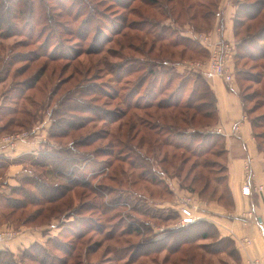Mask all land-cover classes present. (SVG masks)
I'll list each match as a JSON object with an SVG mask.
<instances>
[{
	"label": "rangeland",
	"instance_id": "rangeland-1",
	"mask_svg": "<svg viewBox=\"0 0 264 264\" xmlns=\"http://www.w3.org/2000/svg\"><path fill=\"white\" fill-rule=\"evenodd\" d=\"M44 1H48L52 6L55 20L56 22L58 21L60 26H62L63 31L64 29H70L75 32V35L69 36L62 31V35H60L58 38H63L64 44L57 43L56 40L53 39V33H49L50 30L48 29L52 28L50 23H48L49 27H46L44 23H41V21H44L42 19L43 10L40 8L42 5L41 0H0V70L3 69V73L1 75L5 74V63L13 60L11 61V65L9 67V71H11V77L5 83L0 85V113L4 111L6 104H10L14 108L20 107V109H23L24 107L26 111L30 112V114L33 116V118H31L27 117L26 115L15 114L12 117L8 116L3 118V121L0 122V124H5L10 118H20L19 120L24 119L25 123L31 121V124H29L27 127L32 126L31 129L34 127H39L41 133L44 132L43 137L45 140L41 146L48 148L50 147L47 146L48 144L53 145L55 148H64L67 147L66 145L71 143L72 140H80L82 138L89 141V139H92L93 142L89 143L88 147L79 149L82 152L92 153L90 154L92 156L89 158L90 162L94 160L99 162H102V160H109V162H111L112 166H110V169H105V172L93 181L95 186L100 184L106 189L104 190L105 195L103 199L95 198L94 195L82 188H78L74 193L72 192L68 195L69 200L67 199L66 204L69 202L75 206L76 204H80L82 200H93L96 204L100 205L101 208L102 204L107 208V210L100 209L93 213H91V211H84L81 213L82 216L94 218L93 220L95 223H98V220H100V224H102L106 230L103 235H99L98 233L94 232L95 230L91 231L90 233L88 232L86 238H84V240L87 241V244L93 247L99 244H102V246L95 254L88 256V258H84L83 256L85 251L81 252L83 255L80 257L81 261L78 260V264H152L151 261L153 259H158L159 262H162L167 256V252L165 251L159 254H152L147 257H140L136 262L129 263L127 254L120 257V255H122L121 250L127 248L129 245L138 244L145 238H153L155 235L156 236L154 239L164 237L170 231L180 227L177 222L178 220L164 221V219L159 217L164 218V216L168 215L174 216V207H176L179 202H181V199L185 195L186 197L191 198L192 202L197 205L199 213L202 210V207H204V204H217V202L212 201H217L218 196L224 191L225 183L222 181L221 185L219 186L212 184L211 188H209V190L206 191L201 198L196 195H189L186 190L180 188L191 186V180L194 176L193 174L190 181L185 179V173L181 174V176L177 179H174L176 176L171 177L170 175L169 178L171 180L165 175H158V177H161L165 183L164 186L158 185L157 183L151 184L148 177L145 178V176H143L142 178V176L139 175L141 169H133L130 163L138 157L136 154L140 153V146L138 145L139 138H137L135 141L130 143L128 148L121 149L123 145H128L127 142L124 144L121 143V141L124 142L128 138L127 131L129 129L127 126V121L131 116L133 117V122L137 124L136 129L131 132L130 135L135 136L136 131H139L143 125L152 120L150 119L147 112L154 113V110L131 111L122 121L117 120V114L119 113V110H122L123 112L126 110L125 106L122 104V98L129 94V90H132L133 85L136 84L138 76L143 74L142 72H139L138 74H134L132 76L123 75L124 72L120 71V69H117L118 66L121 67L125 65V62L121 61L119 56H123L125 59L128 58L129 60L136 59L140 63H147L145 59L151 61L155 60L158 61L159 65L163 61L171 58L172 55H175V59L180 60V53L184 48V43H187V41H181V43H179L177 38H181V35H184L186 31L190 32L189 34H192L190 26L188 25L190 16L195 13L200 14V12H204L199 6L202 2H206L207 0H185V4H183V6L186 7L190 4L195 6V8L191 11H188L187 8L182 9V3L178 4L177 2H174L168 5L165 4L166 0H156L157 4L153 5V0H139L131 6V10L138 11V13H131L130 9L126 10L124 7L115 4V2L112 0H94L93 3L96 5V10L94 13H90L88 15H82L85 10H81L82 13L80 15L78 10L84 7L78 5V3L73 7L70 4V0ZM211 1L213 0H208L207 2ZM161 6L163 9L160 8ZM88 16L93 18L94 22L92 24L90 22H84ZM122 18L125 20H118ZM145 20H150L151 22L160 24L159 28L156 27L152 32H150L151 29L148 31L149 28L147 27H144L143 29L135 27L134 30L126 28L121 35L114 34L113 32L118 28V24L121 25L122 23L127 24L130 22H143ZM196 21L199 23L200 18ZM195 22L193 24L197 25ZM164 23L167 24V26H170L172 31L163 33L160 30V26ZM88 31L89 33L85 37ZM125 33L128 34L126 38L123 37V34ZM199 34L208 35L210 32H195L193 36ZM160 35L162 38H164L163 40H159L158 36ZM189 36L191 37V35ZM175 41L176 43L173 44ZM129 43L133 44L138 51L135 52V50L129 49ZM59 44L64 46L61 47ZM175 44H178V47H173ZM101 47L105 50L103 54L87 55L88 52H95L100 50ZM152 47H155V49L153 52H150ZM76 51L80 53L83 52L84 54H82L75 61H51L50 59H46L44 57L45 54H49V56L54 57L58 56L59 54H67L68 58L73 59ZM38 55L42 56L43 58H41L38 62H32L34 59L30 58H35ZM204 57V54L189 52L187 56L180 62L183 64V62H196L208 59ZM102 62L109 64L108 68H110L112 71H109V69L106 68ZM236 64L239 65V69L244 70L243 72H246L249 76H257L256 80H258L259 72L262 71V65L264 64V61L254 63L250 62L249 60H242L240 62H236ZM43 65L48 68L46 75L40 84L37 85L36 89L26 93V96L32 97L31 102H35L36 105H29V103L22 98L18 100L19 104L17 103V105H13L10 100L5 102L3 94H5V92L13 84H19V82H23L27 79L32 80V76L34 77L35 75H38ZM167 67L168 66H164L158 69V72L149 78L152 81L154 79L157 80V82H155L156 89L157 92H160V94L162 93L159 96L161 99L170 95L172 90L176 89L178 86L183 87L182 84L184 85L185 89V85H187L191 77H195L194 72H182L179 71V69L169 72L168 76L164 75L163 72H168L165 71V68ZM52 72L54 75H51ZM251 72L253 75H251ZM112 74H114L116 77H114ZM117 78L118 81L116 82L115 80ZM167 78H173L174 83L169 87V89L162 90L165 88L164 84L166 83ZM60 80H63L65 83L61 86V89L57 92V94L48 100L50 93L55 89ZM237 82L242 94L248 98L246 106L251 112V118H255L258 115L264 114V94H254V91L256 90L264 91L262 89V84L257 85L254 82L251 83L246 79L244 80V78L239 79L238 76H236L235 83ZM90 88H96L98 91L97 95H90V97L87 95L85 96V92H89ZM142 89L143 90L141 94H147L148 91H150L147 85H145ZM119 94L120 96L118 98L117 96ZM148 97L149 96H145V99L149 100ZM55 108H58L59 111L54 112ZM75 109H78V111H75ZM69 112L74 113L71 114ZM159 114L161 113L159 112ZM52 120L57 124L55 128H52L55 132H60L59 125H61L64 130L70 131L68 136L62 138L59 137L60 139L56 140L58 143L51 139L50 128ZM112 120H116L118 123H116V121L113 123L114 121ZM140 121H142L143 124H140ZM69 122L72 124V127H76L77 125L83 126V128L76 132L74 130L71 131L70 127H67L66 125ZM210 122L211 121H207V124H210ZM203 123L205 122L200 124L199 120H197L194 126H199L201 128L203 127ZM121 124L124 125L122 126ZM258 126L259 127L255 129V132L256 134H261L264 132V124L261 123V125ZM27 127L25 129H19V127L13 125L9 128L7 133L2 135L19 133L24 130H31L27 129ZM258 140L261 142V139ZM96 150H102V153H98ZM168 151L171 152V148H169ZM109 152H111V156L108 155ZM173 152L175 154H181V152L176 151L175 149H173ZM144 154L145 156H148L145 152ZM82 156L78 155V160H80V157ZM148 157L150 158H147L149 160H146L145 163L140 161V163H143V167L147 168V171L145 170V174L151 177L150 174L154 172L155 168H157L159 171H162L163 166L161 164L159 165L158 163L161 160V157L156 159L157 161L152 158L150 154ZM209 159L216 160L219 163L223 162V159L218 157L209 156ZM195 160V157H191L189 164ZM3 161L7 162L9 160L6 159ZM170 161H173L171 157ZM180 162V158H177L172 163L175 164V167H178ZM12 165H20L22 168H24V166H27L28 163L26 159L21 161L14 160V162L11 164L9 163L6 167H4L6 169L0 168V195L10 194L8 189L10 186L8 184L10 179V177H8V172L13 170ZM165 166L170 168V165L168 164H165ZM28 167L29 168L27 172H29L30 169L29 165ZM55 167L57 170H61L62 173L66 175L68 174L69 170L66 166L61 167L60 165H55ZM169 170L172 172L173 169L170 168ZM19 174L17 175V178L22 177L23 175ZM89 174L90 172L88 169V180ZM78 175L81 176V173H78ZM218 176L222 177L223 174L218 172ZM139 177H141V179ZM78 179L81 181L84 179V177H80ZM59 181L62 182L63 179H59ZM63 182L65 183V181ZM19 184V186H25L26 188L31 189V187L24 185L21 179H19ZM192 186L196 192H200L203 184L201 182H196ZM214 188H217L218 191V194L216 195L213 194ZM129 190L134 192V194H131L130 196V192H128ZM83 192L86 193L83 194ZM140 196L142 197V200L139 198ZM82 197L84 199H82ZM118 198H121V203L129 202L130 208H122V206H118V203H116ZM230 199V195L225 193L223 196V201L222 203L220 202V205L229 206L228 204L230 203ZM3 205H5V203H0V206L3 207L0 209V229L1 227H5L7 225L16 231L17 229L18 231L21 229V232H23L26 228H22L20 219L26 218L29 213L35 210L36 207H28L27 210H19L15 215L12 216L9 215L10 210L8 208H4ZM134 206L139 208L141 211L147 210L148 216H145L139 212L137 213L133 211V209L131 210V207L133 208ZM226 209L229 210L230 207H226ZM155 212L157 213V217L153 219L150 216H152V214ZM63 216L68 215L63 214ZM51 218L48 220L44 218L38 220L36 224L37 226H41L38 228H41L40 230H44ZM72 220L73 219L71 218V221ZM138 222H141L140 224H144L146 227L141 237L136 236V234H126L119 237V234L126 232L125 230L128 229V227H137ZM53 223L58 224L57 227L59 230H54L52 233L54 235L46 234V237L43 241H36L37 245L43 244V246H45L48 239L54 236H56V239L58 238L60 245L68 244L69 242L74 244V240L69 239V236H60L61 238L58 237L60 235L59 233L62 231V228H60L62 223L60 221L51 220L49 224ZM63 224L68 225L69 223ZM115 226L117 227L116 230H118L115 239L103 242L106 232H109V230ZM147 227L152 230V232L148 235H146ZM64 233L67 234V230H65ZM196 233L197 231L192 235L194 236ZM212 242V240L204 241V243L207 244ZM32 244L33 243L31 241L29 246ZM188 247L189 246L187 245L182 246L181 248L183 252L173 254L171 261L168 264H174V262H177V264H183V262L179 259L185 255L184 250H186ZM48 248L52 254L63 256V254L57 251L53 245L48 246ZM82 249L84 250V248ZM77 252L78 251H76V253ZM189 254L192 255L191 253ZM223 258L224 257L222 256V259ZM192 259H194L192 260V264H201L200 258H198L196 261L195 258ZM206 261L207 264H219L218 258L215 257H207ZM70 264H72V262Z\"/></svg>",
	"mask_w": 264,
	"mask_h": 264
},
{
	"label": "trees",
	"instance_id": "trees-1",
	"mask_svg": "<svg viewBox=\"0 0 264 264\" xmlns=\"http://www.w3.org/2000/svg\"><path fill=\"white\" fill-rule=\"evenodd\" d=\"M70 4L74 7L77 3L78 5L83 6L84 8H81L78 10V13L81 15V10H85L82 15H88L90 13L95 12L96 5L93 3L94 0H70ZM115 2V4H118L119 6L124 7L126 10H131V6L138 2L139 0H112ZM151 1V0H150ZM208 1V0H207ZM202 2L200 4V8L203 9L204 12H200V14L195 13L190 16V21L188 25L190 26V30L192 34H189L190 32L186 31L184 35H181V38H177L178 42L181 43V41H187V43H184L183 50L180 53V60L175 59V55H172L171 58L163 61L162 63H158V61H151L148 59H145L147 63H140L136 59L129 60L128 58H124L123 56H119L121 61L125 62L124 66H118V70L124 72L123 75L125 76H132L134 74H138L139 72H142L143 74H140L138 76V79L136 81V84L133 85L132 90H129V94L122 98V104L125 106L123 112L122 110H119V113L117 114V120L122 121L131 111L135 110H154L153 112H147L150 119H152L147 124L143 125V127L136 131L135 136H130L131 132H133L137 124L133 122V117L130 116L129 120L127 121L128 131H127V140L124 142L121 141V143L127 142L128 145H123L121 149H126L130 146V143L132 141H135L138 139V145L140 146V153L136 154L138 156L134 161L130 163V165L133 167L134 170H140L141 172L139 175L145 176V178L148 177L151 184H158V185H164L165 183L161 179V177H158V175H165L169 178L176 176H181V174L185 173V179L187 181H190L192 174L194 175L191 180V186L188 187H180L181 189L186 190L189 195H196L202 198V195L211 188L212 184H215L216 186L221 185L222 181L225 183L224 191L218 196L217 201L212 202H219L220 205L223 201V196L225 193H228L230 195V203L228 204L230 207L233 208V199L231 195V191L228 184V169L226 166L227 163V151L225 148V142H224V135L219 134L215 131V125L217 122V105H216V98L210 88V86L207 83L206 78H204L200 73L194 72L195 77H191V79L188 81L187 85L182 84L183 87L178 86L176 89H173L171 94L168 95L166 98L161 99L159 96L160 92H157L156 89V83L157 80L154 79L153 81L150 78V76H153L155 73L158 72V69L168 66L165 68V71L163 72L164 75L169 74V72H173L176 69H179L181 65H184L180 62L182 59H184L189 52L196 54H204V58L209 57V51L208 49L201 44L198 40H196L193 36V34L196 33H211V31L214 30L216 20L218 17H220L219 13V6L221 0H213L211 2ZM182 3V9H186L188 11H191L195 8L194 5L190 4L188 7L183 6L185 4V0H166L165 4L170 3ZM239 11L237 14V19L235 23V29H236V38L237 43L233 42L236 48V58L237 60H249L250 62H262L264 61V0H239ZM41 9L42 11V19L44 21H41V23H44L46 27L48 26V23L51 24L52 28H48L50 31L49 33H53V39L56 40L57 43H63V38H58L60 35H62L63 28L59 25L58 21L56 22L55 16L53 13V8L50 5L48 1L41 0ZM153 5L157 4V1L153 0ZM160 8L163 9L161 6ZM131 13H138V11H130ZM200 18V22L197 23L196 20ZM149 19V18H147ZM172 20L171 18H169ZM118 20H123L118 19ZM125 20V19H124ZM123 20V21H124ZM178 21V20H177ZM196 21V22H195ZM84 22H90L91 24L94 22L93 18L91 16H88ZM197 23V25L193 23ZM154 24V25H153ZM118 28L114 30V34L121 35L124 32V29L130 28L132 30L135 29V27L139 29H143L144 27L149 28L148 31H154L156 27L159 28L160 24H157L155 22H151L150 20H145L143 22H130V23H122L121 25L118 24ZM153 26V27H152ZM136 28V29H137ZM160 30L163 33H167L168 31H172V28L170 26H167V24H162L160 26ZM194 32V33H193ZM63 33L73 36L75 35V32H73L70 29H64ZM89 31L85 35V37L88 35ZM191 35V37L189 36ZM128 34H123V37L126 38ZM84 37V38H85ZM159 40H163L162 36H158ZM52 39V38H50ZM97 39V38H96ZM232 42V41H229ZM176 43L173 42V44ZM61 47L64 45L59 44ZM173 47H178V44H175ZM128 48L131 50H135L137 52L138 50L135 48L133 44H128ZM155 47H152L150 49V52H153ZM104 49L102 47L100 50H97L95 52H88L87 55H101L104 53ZM134 52V51H133ZM48 53V52H47ZM83 52L76 51V54L74 55L73 59H70L67 57V54H59L58 56H49V54H45L44 57L46 59H50L51 61H58V60H73L75 61L78 59ZM43 58L42 56L38 55L32 62H38L40 59ZM174 58V59H173ZM191 59V57H190ZM13 61V60H11ZM11 61H8L5 63L6 68H4V75H1L3 73V69L0 70V85L5 83L10 77H11V71H9V67L11 65ZM141 61V60H140ZM144 61V60H143ZM173 63H172V62ZM28 62V60H27ZM29 63V62H28ZM102 64L108 68L109 64L102 62ZM46 65V64H45ZM43 65L42 68L39 71L38 75L32 76V80L27 79L23 82H19V84H13L6 92L3 94V98L5 102H8L10 100L13 105L19 104V99H24L26 102L29 103V105H36L35 102H31L32 97L26 96V93L29 91H33L36 89L37 85L40 84L44 76L46 75V72L48 68ZM239 65H235V68L233 69L235 78L238 76L239 79L244 78V80H248L251 83H256L257 85L263 86L264 90V64L262 65V71L259 72V79L256 80L257 76H249L246 72H243L244 70L238 68ZM237 67V68H236ZM253 68V67H252ZM109 71H112L110 68H108ZM186 71L189 72L191 70H188L185 68ZM113 73V72H111ZM198 73V74H197ZM80 74V73H79ZM51 75H54L52 72ZM82 75V74H80ZM114 75V74H112ZM121 75V76H123ZM251 75L253 73L251 72ZM256 75V74H255ZM114 77H116L114 75ZM249 77V78H248ZM120 79V77H119ZM118 81V78L115 80ZM148 82V84H147ZM63 80H60L58 85H56L55 89L50 93V96L48 100L57 94V92L61 89V86L64 84ZM84 83V82H82ZM155 83V85H154ZM174 83L173 78H167L166 83L164 84L165 88L162 90L169 89L170 86H172ZM239 89L238 82L236 83ZM147 85L148 93H143L142 88ZM184 89V90H183ZM93 90V91H91ZM91 91V92H90ZM239 93L242 96V101L245 108V114L249 117V119L252 122L253 130L255 137L258 142L259 150L264 154V132L261 134H256L255 129L259 127L258 125L264 124V114L258 115L255 118H251V112L247 108L246 104L248 102V98L245 97L244 94L238 90ZM262 91V90H261ZM260 90L254 91V94H264V91L261 92ZM97 89H91L89 92H85V96L87 95L90 97V95H97ZM127 92V93H128ZM187 95V96H186ZM120 94L117 96L119 98ZM145 96H149V100L145 99ZM186 96V97H184ZM264 99V95H263ZM12 100V101H11ZM19 108V109H18ZM14 108L10 104H6L5 109L3 112L0 113V122L3 121V118H6L8 116H13L15 114H22L26 115L27 117L33 118V116L30 114V112H27L26 109L23 107V109H20V107ZM53 111V110H52ZM59 111V109L55 108L54 112ZM75 111H78V109H75ZM159 112L161 114H159ZM73 114L74 112H69ZM94 113V112H92ZM64 115V114H62ZM159 115V116H158ZM20 119V118H19ZM15 119L10 118L5 124H0V136L2 134L7 133L9 131V128L13 125L16 127H19V129H25L29 124H31V121H28L25 123L24 119ZM63 119V118H62ZM199 120V123H203V127L194 126L195 122ZM115 123L116 120H112ZM116 121V123H118ZM207 121H211L210 124H207ZM140 124H143L142 121H140ZM125 124V123H124ZM124 124H121L122 126ZM67 127H70L71 131L74 130L75 132L82 129L83 126H73L72 124L67 123ZM57 126L56 122L52 120L51 123V139L53 141L57 142V139H60L59 137H66L68 136V133L70 131L64 130V128L59 125V133L55 132L52 128H55ZM126 127V126H125ZM31 127H27V129H31ZM44 134V132H43ZM140 135V137H139ZM91 136V135H90ZM89 137V136H87ZM93 137V136H92ZM91 138V137H90ZM95 139V138H94ZM258 139H261V142H259ZM93 140L89 139V141L86 139H78V140H72L71 143L66 145L67 147L64 148H55L53 145L48 144V147L45 146H39L37 149L38 154H28L24 155V157L17 159L16 161L21 160H27L28 165L30 166L29 172L28 171V165L24 166V185L31 187V189L26 188L25 186H9V195H0V203H5L4 208H8L10 210L9 215H15L19 210H27L28 207H36L35 210H33L31 213L28 214V216L24 219H20V222L22 224V228L24 227H30L33 229H39L36 222L42 218L48 220H56L60 221L62 224L60 228H62L61 233H59L60 236H69L71 240H74V244L69 242L68 244H61L58 241V238L56 239V236L50 237L48 241L46 242L45 246L43 244L37 245V242H34L32 245L24 247L19 249L17 252H13L9 249H3L0 250V264H78V260L81 261L80 257H82V253L84 252V258H88V256H91L95 254L102 246V244L96 245L95 247L89 246L87 244V241L84 240L86 238V235L88 232L95 230L94 232L98 233L99 235H103L105 233L104 227L102 224H100V220H98V223L94 222V218L91 217H85L82 216V212L91 211V213L95 212L96 210H107L106 206H103L102 208L100 205L96 204L93 200H87L83 201L80 204H76L75 206L67 203L68 195L70 193H74L76 189L82 188L85 191H88L92 195L95 196L97 199H103L104 198V188L103 185H94L93 181L99 177L101 174L105 172V169H110L111 162L103 161L99 162L97 160L91 161L89 160L90 154L89 152H82L79 148H86L88 147L89 143H92ZM30 143V142H29ZM58 143V142H57ZM171 148V152L168 151V149ZM173 149L176 151L181 152V154H175L173 152ZM98 153H102V150H96ZM72 152V153H70ZM144 152L149 156V154L154 158L155 160L161 157V160L158 162L159 165L161 164L162 171H159L157 168L154 169V172L150 174L151 177L147 176L145 174V170L147 171V168L143 167V163L146 160H149L150 158L148 156H145ZM107 153V152H103ZM172 153V154H171ZM82 156L81 159L78 160V155ZM95 155V154H94ZM111 156V152L109 154ZM145 156V157H144ZM209 156L212 157H218L220 159H223V162L219 163L216 160H210ZM95 157V156H94ZM170 157L173 159V161L177 158H180L181 162L178 164V167H175V164L170 161ZM195 157L196 160L194 162L190 163V158ZM120 158V157H119ZM149 158V159H147ZM131 159V158H130ZM157 161V160H156ZM0 168H4L7 166V164L12 163L14 161H0ZM90 162V163H89ZM5 163V164H3ZM60 165L61 167H67L68 168V174H64L61 172V170H57L55 165ZM165 164L170 165V168L173 169L172 172H170V168L166 167ZM32 168V169H31ZM6 169V168H4ZM88 169H89V180H88ZM143 169V170H142ZM218 172L222 173L223 176L219 177ZM78 173H81V176L78 175ZM84 177L81 181H79L78 178ZM141 179V177H139ZM144 178V179H145ZM59 179H63L65 183L62 181H59ZM160 179V180H159ZM170 179V178H169ZM173 179V180H174ZM171 180V179H170ZM196 182H201L203 184L202 189L200 192H196L192 185H194ZM215 186V187H216ZM129 195L134 194L132 191ZM86 192H83L85 194ZM213 194H218L217 188H214ZM142 200V197H139ZM82 199H84L82 197ZM121 198H118L117 205L122 206V208H130L129 202H122ZM221 202V203H220ZM138 203V202H137ZM179 204L174 207L175 215H168L163 217H159L161 219H164V221L169 220H178L179 223L182 219V214L179 210ZM62 205V206H61ZM65 206V207H63ZM67 206V207H66ZM223 206V207H225ZM225 207V208H226ZM3 208L0 206V209ZM135 212H139L145 216H148V211H141L137 207H131V210ZM50 214V215H46ZM63 214L68 216H63ZM156 212L152 214L153 219H155ZM24 215V213H23ZM5 216V215H3ZM62 216V217H61ZM64 217V218H63ZM71 218L73 219L71 221ZM65 219V220H63ZM77 219V221H76ZM49 222V223H50ZM79 222V223H78ZM46 226L48 227H55L59 230L57 227L58 224H49ZM63 223H69L68 225ZM71 223V224H70ZM78 223V225H77ZM123 223V222H122ZM141 222H138L137 227L130 226L128 229H126V232H122L119 234V237L123 235H132L136 234V236L141 237L143 235V231L146 229L144 224H140ZM12 228L10 226H5ZM4 228V227H1ZM45 228V229H46ZM116 226L114 228H111L109 232H106L104 236V241H109L115 239V236L117 235L118 230H116ZM13 229V228H12ZM41 229V228H40ZM44 229V232H46ZM67 230V234L64 233V231ZM124 231V230H123ZM197 233L193 236L192 234L194 232ZM17 232L20 234L21 229ZM152 230L147 227L146 235L150 234ZM156 236V235H155ZM145 238L141 242L135 245H129L127 248H124L121 250V253L123 255L127 254L128 262L134 263L138 260L140 257H147L152 254H159L162 252H167V256L163 259L162 262H159L158 259H153L151 261L152 264H168L171 261V257L173 254L182 253V246L187 245L189 246L186 250H184L185 255H183L179 260L183 262V264H192V258H195V261L200 258L201 264H207L206 260L207 257H215L218 258L219 264H240L241 257L237 249L235 248L234 242L230 238H221L218 230L216 227L205 220L197 221L196 223L189 224L186 226H180L173 231H170L168 234H166L164 237L159 238ZM61 238V237H60ZM212 240V243H204V241ZM119 241V240H117ZM176 243V244H175ZM58 244V245H57ZM42 245V246H41ZM53 245L55 249L63 254L61 255H55L52 254L49 251L48 246ZM87 245V246H86ZM45 247V248H44ZM30 248V249H29ZM84 248V250L82 249ZM76 251H78L76 253ZM109 253V252H108ZM118 253V252H117ZM191 253L192 255H190ZM19 254V255H17ZM222 256L224 257L222 259ZM145 264V263H142ZM174 264H177V262H174Z\"/></svg>",
	"mask_w": 264,
	"mask_h": 264
},
{
	"label": "crops",
	"instance_id": "crops-1",
	"mask_svg": "<svg viewBox=\"0 0 264 264\" xmlns=\"http://www.w3.org/2000/svg\"><path fill=\"white\" fill-rule=\"evenodd\" d=\"M238 1L221 0L220 17L216 20L214 30L209 34L211 41L224 40L237 43L235 23L239 11ZM235 61L242 60H237L235 57L233 69L235 65H238ZM179 71H186L185 66L181 65ZM207 83L216 98L215 129H221L224 135L228 184L233 199V208L228 210L218 203L204 204L203 211H200L203 217L201 220L212 223L221 238H230L234 242L241 257L240 264H251L254 261L264 264V154L259 150L252 122L245 114L237 84L229 85L219 78L207 80ZM37 149L38 146L35 143H21L14 153L8 152L10 157L7 160L14 161L24 155L34 154ZM247 159H252V169L255 175L250 196L242 194ZM12 169L8 172V177H10L8 184L19 186V179L22 182L25 180L23 168L20 165H12ZM18 174L23 175L17 178ZM259 187L263 190H259ZM25 228L16 239L0 244V250L9 249L17 252L29 246L31 241L32 243L41 242L46 234H52L54 230H57L54 226L46 228V233L40 229Z\"/></svg>",
	"mask_w": 264,
	"mask_h": 264
},
{
	"label": "built area",
	"instance_id": "built-area-1",
	"mask_svg": "<svg viewBox=\"0 0 264 264\" xmlns=\"http://www.w3.org/2000/svg\"><path fill=\"white\" fill-rule=\"evenodd\" d=\"M218 32V31H217ZM194 38L203 44L209 51V57L207 60L196 61V62H186L184 66L186 69L198 72L202 74L207 80L211 79H222L229 85L235 84V75L233 71L234 59L236 57V48L233 42L218 40L213 42L210 40V35H194ZM215 131L222 134V130L217 128ZM43 132L39 127H34L31 130H24L19 133L5 134L0 136V161L9 159L10 155L8 152H14L19 144L21 143H35L38 148L45 141L43 137ZM36 150L34 154H37ZM254 173L252 169V159H247L245 162V179L242 187V194L244 196H250ZM263 190L262 187L258 188ZM179 210L182 214V219L178 223L179 226H186L189 224L196 223L197 221L203 219L199 213V209L195 203L192 202L191 198L186 197V195L181 199V204L179 205ZM20 235L16 230L4 227L0 229V244L7 243L16 239ZM246 243H249L246 241ZM251 264H259V262L254 261Z\"/></svg>",
	"mask_w": 264,
	"mask_h": 264
}]
</instances>
